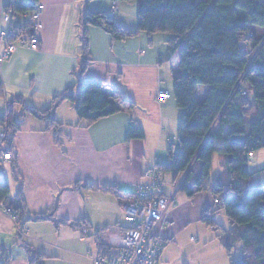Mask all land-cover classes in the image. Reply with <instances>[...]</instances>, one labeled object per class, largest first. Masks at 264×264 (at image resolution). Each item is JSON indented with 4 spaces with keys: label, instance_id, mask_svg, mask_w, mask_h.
I'll return each instance as SVG.
<instances>
[{
    "label": "crops",
    "instance_id": "0c3cea01",
    "mask_svg": "<svg viewBox=\"0 0 264 264\" xmlns=\"http://www.w3.org/2000/svg\"><path fill=\"white\" fill-rule=\"evenodd\" d=\"M39 5L43 10L38 49L20 47L2 65L0 117L6 113V102L16 97L38 113L50 112L53 99L67 91L76 97L84 64L86 79L121 93L133 108L88 124L77 116L71 101H60L53 111L60 125V148L47 119L17 118L22 110L15 107L17 173L11 162H3L2 169L9 203L22 189L25 210L16 222L0 209V264H29L27 251L40 257L39 264H92L86 254H99L97 239L103 242L107 232L127 228L122 203L145 182L144 172L167 163L170 150L173 155L178 152L180 110L173 99L160 104L156 96L159 90L170 92L166 80L173 82L180 56L167 59L169 35L137 31V0H39ZM5 7L6 0H0V32L6 29ZM87 13L112 16L117 26L134 35L114 41L100 28H84ZM17 19L24 23L22 17ZM85 32L89 57L83 49ZM2 49L0 43V55ZM203 97L204 89L199 88L198 99ZM132 127L142 129L143 139H127ZM219 157L224 164V157ZM184 177H178L174 194L166 192L176 206L158 230L165 242L158 264H229L219 231L201 223L203 228L193 239L189 231L196 223L180 224L175 198ZM104 188L117 195L100 190ZM215 221L229 229L227 221L220 223L216 217Z\"/></svg>",
    "mask_w": 264,
    "mask_h": 264
},
{
    "label": "trees",
    "instance_id": "16d2710c",
    "mask_svg": "<svg viewBox=\"0 0 264 264\" xmlns=\"http://www.w3.org/2000/svg\"><path fill=\"white\" fill-rule=\"evenodd\" d=\"M137 1V31L149 36L169 35L167 59L177 53L180 56L172 87L173 99L181 113L177 130L179 148L176 155L170 150L167 163L156 167L174 180L185 175L178 192L188 198L210 192L215 207L206 210L200 221L220 232L229 264H264V182L258 177L260 171H250L253 159L248 158L264 150V0ZM6 5L14 14L23 15L33 12L39 0H10ZM82 26L100 28L114 41L134 35L104 13H87ZM21 34L27 40L35 35L31 26L24 27ZM258 35H262L261 39ZM83 44L89 57L86 32ZM84 69L85 64L76 97L71 91L55 97L50 112L38 113L25 106L21 97L6 102L0 128L6 133L3 151L12 154L13 172L17 171L13 147L17 131L15 107L22 110L17 118L32 115L47 119L60 148V125L53 118L60 101H71L77 116L88 124L121 110H132L133 104L121 93L100 81L86 79ZM200 87L204 88L202 100L198 99ZM246 87L251 94L242 97L241 91ZM143 137L140 127L129 129L128 140ZM216 154L224 157L226 168L222 182L210 184ZM100 190L117 195L113 189ZM0 204H5L18 222L25 210L22 189L14 202L9 203V186L5 181L0 183ZM220 213L227 219L228 230L215 221ZM97 240L99 254H104L105 248ZM27 253L29 264H39V256Z\"/></svg>",
    "mask_w": 264,
    "mask_h": 264
},
{
    "label": "built area",
    "instance_id": "2783aa9c",
    "mask_svg": "<svg viewBox=\"0 0 264 264\" xmlns=\"http://www.w3.org/2000/svg\"><path fill=\"white\" fill-rule=\"evenodd\" d=\"M10 0H6V4ZM79 1V0H74ZM117 9L116 4L112 5V11ZM43 7H38L31 13L16 15L10 7H5L3 21L6 29L0 32V43L2 53L0 55V88L2 86L1 68L2 65L20 47L28 46L33 51L38 49L37 33L41 27L40 18ZM22 17L24 23L17 18ZM26 26L34 29L35 35L27 40L22 34ZM246 87L241 91L242 97L250 96ZM171 99L170 92L159 90L156 100L162 104ZM6 133L0 128V183L5 181L2 169L3 162H10L12 154L3 151V141ZM253 159V155L248 156ZM165 173L154 167L143 174L144 183L135 186L134 193L129 199L122 203L125 214L127 228L123 230H112L106 233L102 242L105 248L104 254H94L87 252L86 258L92 264H158L160 255L165 247V242L158 233V230L166 225L165 218L171 208L176 204L173 198L168 197L165 192ZM0 209L10 215L17 222L11 210L6 209L4 204H0ZM83 236L87 231H83Z\"/></svg>",
    "mask_w": 264,
    "mask_h": 264
},
{
    "label": "rangeland",
    "instance_id": "374dc122",
    "mask_svg": "<svg viewBox=\"0 0 264 264\" xmlns=\"http://www.w3.org/2000/svg\"><path fill=\"white\" fill-rule=\"evenodd\" d=\"M262 35H258L257 37L261 39ZM157 36L162 37V36H167V35L159 34ZM250 55H251V51H250ZM166 83L168 87L169 85L171 87L168 89L171 94V99H173V92H172L173 82L172 80L167 79ZM203 89H204L203 87H200V90H203ZM177 127H178V124L176 125V128ZM176 140H174V149H176L177 147ZM218 145L221 146V143H219ZM219 158L220 157L218 154L214 155L212 169H211L210 178H209L210 184L217 183L218 181L222 182V179L224 178V170L226 166H225V163L223 164L222 160ZM249 168L251 172L260 171L258 174V177L261 181L264 182V171H263L264 170V150H259L256 153H254V159L250 161ZM180 180L181 179L178 178L177 180H175V182H173V179H171V177L165 175L164 176L165 192H167V194H170V195L174 194ZM175 199L177 203V208H176L177 216L179 217L180 224H185L189 221L193 223L195 222L196 224L191 226L189 233H190V237H193V239L198 238L197 234L199 233V231L197 230L203 228L201 221H200L202 217L201 211L204 208H214L215 207L214 198L211 196L210 193H201V194L198 193L192 198H188L186 195L182 193H177ZM216 219L220 223H224L227 220L225 215H223L222 213L218 214L216 216Z\"/></svg>",
    "mask_w": 264,
    "mask_h": 264
}]
</instances>
